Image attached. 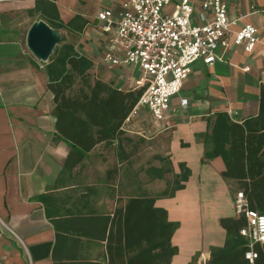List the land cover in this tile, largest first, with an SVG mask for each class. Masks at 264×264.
<instances>
[{"label":"crops","instance_id":"obj_1","mask_svg":"<svg viewBox=\"0 0 264 264\" xmlns=\"http://www.w3.org/2000/svg\"><path fill=\"white\" fill-rule=\"evenodd\" d=\"M37 1H0V264H128L120 210L141 196L154 197L177 225L172 244L178 252L171 264H210L212 250L226 241L221 220L239 217V189L223 175L222 156L204 160L211 148L207 139L218 112L239 123L259 113L264 0H226L229 19L237 21L228 33L229 47L220 49L225 59L194 63L162 120L140 109L119 136L98 144L71 169L65 161L72 145L56 131L49 60L41 61L25 40L24 25ZM54 1L65 24L81 23L77 16L85 21L82 31L62 29L65 42L92 61L94 78L123 91L141 89L136 81L142 70L123 63L124 49L113 42L127 0ZM193 2L197 19L201 0ZM175 7L174 0L166 10ZM104 9L113 12L108 30L98 18ZM245 23L258 28L252 52L234 42ZM180 164L190 169L188 180L166 195Z\"/></svg>","mask_w":264,"mask_h":264},{"label":"trees","instance_id":"obj_2","mask_svg":"<svg viewBox=\"0 0 264 264\" xmlns=\"http://www.w3.org/2000/svg\"><path fill=\"white\" fill-rule=\"evenodd\" d=\"M30 13L39 14L56 30L82 31L85 26L80 16L76 19L81 23L65 24L54 0H38ZM65 41L62 38L61 45H56L45 69L54 95L56 131L72 145L65 161V167L71 169L98 144L109 143L119 136L143 89L123 91L94 78L89 71L92 61ZM207 140L211 148L205 152L204 160L222 156L226 164L223 175L237 181L250 209L264 214V77L258 115L239 123L232 121L226 112H218ZM180 167L181 173L164 194L174 195L184 187L183 181L188 180L190 169L184 164ZM158 171L162 176L163 170ZM120 215L128 264H171L178 252L172 244L177 225L168 220L165 209L155 205L154 197L130 198ZM221 223L227 231L226 241L224 246L212 250L210 264H264V242L253 245L258 253L253 263L245 257L250 247L240 235L241 228L247 224L243 214L238 218H224Z\"/></svg>","mask_w":264,"mask_h":264},{"label":"built area","instance_id":"obj_3","mask_svg":"<svg viewBox=\"0 0 264 264\" xmlns=\"http://www.w3.org/2000/svg\"><path fill=\"white\" fill-rule=\"evenodd\" d=\"M173 1L127 0L115 21L113 42L124 49L122 62L142 70L136 85L143 91L126 121L137 116L142 108L154 119L162 120L172 98L182 90L194 63L202 61L212 65L225 59L220 49L229 47L228 33L237 21L229 19L226 0H201L197 19L193 0H175L174 11L167 12L166 7ZM98 18L106 22L104 30L114 23L110 9L102 10ZM258 41V28L253 23H245L234 32L235 44L247 52L254 51ZM107 59L120 62L112 54H108ZM234 206L239 215L246 217L247 224L241 228L240 235L249 243L245 257L253 263L258 257L253 245L264 242V214L248 207L241 190L235 194Z\"/></svg>","mask_w":264,"mask_h":264},{"label":"water","instance_id":"obj_4","mask_svg":"<svg viewBox=\"0 0 264 264\" xmlns=\"http://www.w3.org/2000/svg\"><path fill=\"white\" fill-rule=\"evenodd\" d=\"M60 40L57 30L45 20L34 22L27 34L28 47L43 62L49 60Z\"/></svg>","mask_w":264,"mask_h":264},{"label":"rangeland","instance_id":"obj_5","mask_svg":"<svg viewBox=\"0 0 264 264\" xmlns=\"http://www.w3.org/2000/svg\"><path fill=\"white\" fill-rule=\"evenodd\" d=\"M39 20H43L41 18V16L39 14H33V15L29 16L28 20L25 22L24 26L28 27V30L26 31L27 33H26V39H25L26 43H27V34H28V31H29L31 25L34 22H37ZM57 32L59 33V37L61 38V40H62V38H65V40H66L65 31L63 29L57 30ZM61 40L57 45H59V46L61 45Z\"/></svg>","mask_w":264,"mask_h":264}]
</instances>
